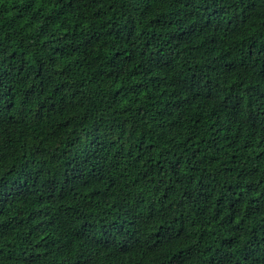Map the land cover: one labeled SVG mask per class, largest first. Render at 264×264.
Here are the masks:
<instances>
[{
    "label": "trees",
    "instance_id": "16d2710c",
    "mask_svg": "<svg viewBox=\"0 0 264 264\" xmlns=\"http://www.w3.org/2000/svg\"><path fill=\"white\" fill-rule=\"evenodd\" d=\"M0 264H264V0H0Z\"/></svg>",
    "mask_w": 264,
    "mask_h": 264
}]
</instances>
